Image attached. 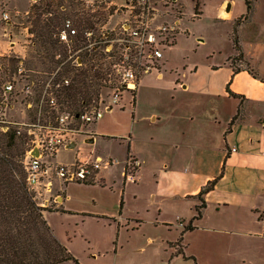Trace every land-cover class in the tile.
<instances>
[{
	"label": "crops",
	"instance_id": "0c3cea01",
	"mask_svg": "<svg viewBox=\"0 0 264 264\" xmlns=\"http://www.w3.org/2000/svg\"><path fill=\"white\" fill-rule=\"evenodd\" d=\"M180 2L185 5L184 0ZM234 5L235 2L223 15L219 9L218 18L234 20L240 15V11L233 12ZM199 10L201 18L204 9ZM183 29L189 33L187 23ZM178 35L181 34H177L174 44L179 42ZM165 56L164 52L161 71L166 60L169 61ZM186 67L187 70L178 74L181 82L176 88L197 89L191 82H196L193 78L201 74L198 65L186 64ZM152 74L162 78L164 72L143 75L134 96L123 95L119 105L105 110L91 126L94 136H79L74 146L72 143L71 148H63L56 156L58 162H71L78 156L117 158V164L101 170L98 181L77 183L105 189L109 194L95 192L75 202L69 188L71 182L58 198L57 205L65 210L48 211L46 218L51 212H64L111 229L106 238L113 250V260L106 264H116L128 245H132L128 249L134 253L149 251V259L143 264H155L154 250L158 251L162 264L178 261L206 264L207 257L210 260L214 257L207 251L217 238L214 233L264 236V221L259 219L264 209V76L256 77L246 69L235 71L227 56L209 63L199 79H206L199 89L209 96H174L175 104L170 109L144 113L138 92L144 78ZM228 85L230 90L244 96L245 105L244 117L229 131L241 100L229 94ZM154 125L158 128L153 130ZM129 154L140 160L132 178L126 171ZM222 171L223 176L215 187L204 194L206 207L202 217L193 220L194 229L186 230L185 226L197 213L201 188ZM110 199L112 205L104 203ZM146 222L152 223L153 231L145 229ZM181 236L182 240L178 241ZM85 240L97 244L92 236H86ZM197 242L205 249L201 250ZM179 248L186 257L178 252ZM93 253L98 259L103 256L98 251ZM226 255L230 256V248ZM242 259L246 258L242 256Z\"/></svg>",
	"mask_w": 264,
	"mask_h": 264
},
{
	"label": "rangeland",
	"instance_id": "374dc122",
	"mask_svg": "<svg viewBox=\"0 0 264 264\" xmlns=\"http://www.w3.org/2000/svg\"><path fill=\"white\" fill-rule=\"evenodd\" d=\"M60 0H53V9L51 12L43 14V18L55 17L57 14L65 15L66 19H70L76 27L77 32L80 30L77 22L79 16L88 13L100 12L104 9L114 8V12L109 14L105 24L97 22V29H91L92 34L86 35L88 44L76 51H70L71 64L74 70L87 67L90 63L86 61V51L89 53V58H93L96 63L95 67L109 66L110 71L100 75L97 79L94 76L90 77L93 81L92 88L96 89L89 95L91 100H88L83 109L93 107H103L105 103L111 102L113 99L115 88L119 85L122 79L123 71V54L118 44L115 43L114 49L111 52H106L104 41H99L100 34L105 31L118 30L120 28L123 14H119L115 9L124 6L129 0L116 2L114 0H63V5L59 7L57 4ZM230 1V2H229ZM228 3H222L223 0H184L185 5L181 3L182 10L185 11L181 22V35H178V43L171 47L164 46L166 53V65L162 67L164 75L162 78H157L156 75L146 76L139 89L138 96H142L141 109L144 113L155 111L162 113L166 109H170L174 103V96H209L206 92L199 88L205 85V80H199L207 70L209 63L221 61L228 56V60L235 69L246 68L251 69L257 76H264V0H255V12L251 17H243L246 11V5L243 10L244 0H229ZM233 12H239L234 20L230 18H218V11L221 14L226 13L233 5ZM196 2H199V9L203 7L204 14L199 18V14L193 17L195 13ZM46 1L39 0L37 4H44ZM35 4L32 0H8L10 9V22H3L0 25V94L3 85L13 80L15 77L22 78L18 74L19 61L23 58L25 61L23 66L26 69L29 79L34 84L37 95L31 99L33 106L26 108L23 96L13 99L14 106L7 109V117L11 120H33L42 106L44 118L57 114V108L50 106L47 102H42L40 96L44 92L49 79L50 70L45 63H42L38 49L40 46L34 44V38L31 33L33 27L32 6ZM198 9V11H200ZM242 13V14H241ZM189 27V33L183 29V26ZM63 25V24H62ZM61 25V27H62ZM59 27L57 28V30ZM61 29V28H60ZM59 31V30H58ZM116 34L117 31H113ZM203 38V41H198L197 38ZM233 38L238 39V44L242 52L236 48ZM76 62V63H75ZM79 62V64H77ZM65 63V62H63ZM198 65L199 77L193 78L196 82H191L194 88L189 90H181L176 88L181 80L179 75L188 69L186 64ZM63 69V67H62ZM62 73V71H61ZM56 78L58 83L62 77H69L72 83L73 75L71 73H62ZM179 74V75H178ZM145 75V74H143ZM25 76H23L24 78ZM142 78V77H141ZM59 79V80H58ZM184 77H182V80ZM202 79V78H201ZM199 80V81H198ZM47 81V82H46ZM21 82H24L21 79ZM204 82V83H203ZM51 84L50 91L56 90L57 85ZM197 84V85H195ZM62 87V86H61ZM135 95V94H134ZM128 98L131 96L129 92L124 93ZM1 98V96H0ZM59 102V98H58ZM59 109L63 110L62 104L59 102ZM93 125V124H92ZM91 125V126H92ZM153 130L158 128L154 125ZM158 131V130H157ZM25 144L23 145V148ZM24 154H20L18 158L22 160ZM70 192L73 193V201L79 202L84 196L91 193L109 194V191L99 187L89 188L83 185H78L73 182L69 185ZM105 204L112 205L114 202L110 199L104 200ZM133 205V204H131ZM51 206H58L57 203H52ZM49 210H45L44 214ZM57 237L68 246L70 251L78 258L80 264H103L110 263L113 258V250L110 248L108 238L111 229L100 227L99 224L90 220H82L67 215L64 212H51L47 217ZM109 228V227H108ZM145 229L153 231L151 222H146ZM126 233V231H125ZM92 236L97 244L88 243L85 240L86 236ZM126 236V234H125ZM215 241L213 240L208 246V254H213V260L210 256L207 257L206 264H264V236L255 234L245 236L241 232H231L230 234L214 233ZM229 237V238H227ZM243 238L244 240H241ZM62 241V242H63ZM201 250L205 246L201 242H197ZM135 245V244H133ZM132 245H128L130 248ZM94 247V248H93ZM125 247L122 257L117 260L116 264H143L148 257V252L134 253ZM230 248V256L227 257L226 252ZM94 251H98L103 255L98 259L94 257ZM152 258L155 264H162L159 259L157 250L153 251ZM213 252V253H212ZM242 256L246 259L243 260ZM60 264H77L73 260H66ZM175 264H186L178 261Z\"/></svg>",
	"mask_w": 264,
	"mask_h": 264
},
{
	"label": "built area",
	"instance_id": "2783aa9c",
	"mask_svg": "<svg viewBox=\"0 0 264 264\" xmlns=\"http://www.w3.org/2000/svg\"><path fill=\"white\" fill-rule=\"evenodd\" d=\"M32 1L37 3L39 0ZM115 10L124 15L120 28L102 32L99 38L100 42L104 41L106 52L113 51L116 43L124 57L122 79L115 88L111 102L105 103L103 107L85 108L78 113L59 109L57 96L61 86L71 84L69 77H62L59 83L56 79L62 71L63 63L52 72L48 82L46 81L48 86L40 96L42 105L47 102L57 108L54 117L44 118L42 106L37 116L30 121L11 120L7 117V109L14 106V98L23 96L25 107L31 108L33 106L31 99L37 95L33 89L34 84L26 74L23 58L18 66V74L22 78L15 77L2 87L0 128L7 131L12 124L17 127L18 132L26 133V151L22 158L26 182L37 204L43 208L57 207L51 205L54 202L58 204V198L67 184L96 182L99 180L98 175L101 170L118 163V159L112 156L96 155L90 158L78 156L71 162H58L56 156L63 148H71V144L76 143L79 136H94L95 132L91 125L102 117L105 110L119 105L124 93L129 92L134 96L143 74L153 71L162 74L163 47H171L176 42L185 13L180 0H129L124 6ZM196 15L193 13V17ZM10 18L8 0H0V25L3 22L9 23ZM113 31H117L116 34ZM75 34H77L76 27L70 19H66L58 32L60 41L69 42L70 37ZM91 34V30L86 32V35ZM21 79L24 82H21ZM52 83L54 86L57 85L56 90L49 92ZM80 150L79 148L78 151ZM139 166L140 160L129 154L126 171L131 178L134 177Z\"/></svg>",
	"mask_w": 264,
	"mask_h": 264
},
{
	"label": "trees",
	"instance_id": "16d2710c",
	"mask_svg": "<svg viewBox=\"0 0 264 264\" xmlns=\"http://www.w3.org/2000/svg\"><path fill=\"white\" fill-rule=\"evenodd\" d=\"M44 1H46L44 6L37 3L32 6L35 15L33 27L30 30L34 35L32 42L40 46L38 54L43 52L39 57L42 63L51 69L49 76L60 64L65 62L62 73H71L73 81L70 85L61 87L57 97L63 108L78 113L84 110L83 106L92 99L91 96L85 95L96 90L92 88L93 81H90V77L94 76L97 79L100 75L108 73L110 68L109 66H102L100 69L95 67L96 63L92 57L89 58V53L86 51L82 57L85 55L86 61L90 64L75 71L71 64L72 60L68 59L70 51H76L86 46L88 44L86 32L91 29L95 31L97 22L105 24L109 14L114 12V8L106 10L104 3L102 11L79 16L77 22L80 30L70 37L69 42H63L59 39L58 30L66 20L65 15L57 14L55 17L43 18V14L51 12L53 9V0ZM244 2L246 11L243 17H251L255 12V0H244ZM57 5L61 7L63 0H60ZM198 9L199 2H196V14L201 13ZM233 41L241 53L238 39L233 38ZM245 69L234 68L235 71ZM246 70L257 77L251 69ZM227 91L230 95L239 97L241 100L238 112L230 122L227 130L229 131L237 120L244 117L245 105L244 96L230 90L229 85ZM26 143V133L18 132L15 125L11 124L7 131L0 128V264H60L66 260H73L80 264L68 246L57 237L44 214L45 210L64 211L65 209L61 206L49 209L39 206L32 191L28 188L23 163L18 158L20 154L25 153ZM222 176L223 171L201 188L198 194L200 203L196 206L197 213L185 226L186 230L195 228L193 220L201 218L203 209L206 207L204 194L212 190ZM259 219L264 221V209L260 211ZM179 240H182V236ZM176 243L179 245L178 242ZM178 252L183 253L186 257L181 248L178 249Z\"/></svg>",
	"mask_w": 264,
	"mask_h": 264
},
{
	"label": "water",
	"instance_id": "95a60500",
	"mask_svg": "<svg viewBox=\"0 0 264 264\" xmlns=\"http://www.w3.org/2000/svg\"><path fill=\"white\" fill-rule=\"evenodd\" d=\"M72 145L74 146V143ZM36 153H37V150H36Z\"/></svg>",
	"mask_w": 264,
	"mask_h": 264
}]
</instances>
